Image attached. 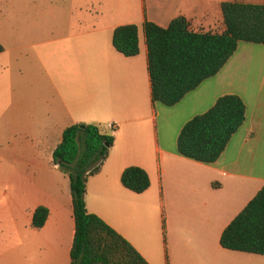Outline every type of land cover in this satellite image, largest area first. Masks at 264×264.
<instances>
[{"label":"crops","instance_id":"obj_1","mask_svg":"<svg viewBox=\"0 0 264 264\" xmlns=\"http://www.w3.org/2000/svg\"><path fill=\"white\" fill-rule=\"evenodd\" d=\"M226 2L264 5V0H141L138 13L128 7L103 21L83 15V33L56 41L54 63L67 90L50 84L45 100L18 104L24 144L13 151L16 197H0V264H72L70 178L54 164L53 154L66 128L103 119L102 133L115 142L101 171L87 182L89 213L148 264H264V255L231 251L220 242L264 188V45L241 42L215 76L174 106L152 98L145 21L166 28L185 17L194 32L222 33ZM132 24L139 29V54L126 57L113 46V34ZM226 95L244 101L246 120L222 156L213 164L181 156L183 127ZM111 124H117L115 133ZM0 157L8 151L1 150ZM129 167L149 175L151 186L142 194L121 183ZM39 207L49 215L42 228H34Z\"/></svg>","mask_w":264,"mask_h":264},{"label":"trees","instance_id":"obj_2","mask_svg":"<svg viewBox=\"0 0 264 264\" xmlns=\"http://www.w3.org/2000/svg\"><path fill=\"white\" fill-rule=\"evenodd\" d=\"M222 14L226 27L222 33L194 32L185 17L174 19L166 28L145 21L154 102L166 106L180 103L215 76L241 42L264 45V5L226 2L222 4ZM138 32L134 24L116 28L113 46L126 57L137 56ZM3 50L0 45V53ZM245 120L244 101L236 95L223 96L183 127L178 152L185 158L213 164ZM114 142V136L102 133L99 126L82 123L66 128L54 151V164L70 178L75 218L72 264H148L126 239L87 210V182L101 171ZM121 183L136 194L151 186L149 175L140 167L125 169ZM48 215L47 208H37L33 227L42 228ZM220 242L231 251L264 255V188L224 230Z\"/></svg>","mask_w":264,"mask_h":264},{"label":"rangeland","instance_id":"obj_3","mask_svg":"<svg viewBox=\"0 0 264 264\" xmlns=\"http://www.w3.org/2000/svg\"><path fill=\"white\" fill-rule=\"evenodd\" d=\"M140 2L0 0V45L4 47L0 53V151H8V157H0V197H16L13 151L24 144L19 102L45 100L51 94L47 93L50 84L63 93L67 90L54 63L60 46L56 41L83 33V15L97 21L112 19L128 7L138 13ZM83 4L88 5V12L83 13ZM106 120L97 123L101 130H106Z\"/></svg>","mask_w":264,"mask_h":264},{"label":"built area","instance_id":"obj_4","mask_svg":"<svg viewBox=\"0 0 264 264\" xmlns=\"http://www.w3.org/2000/svg\"><path fill=\"white\" fill-rule=\"evenodd\" d=\"M117 128H118L117 124H111L109 126V130H110L111 133H115L117 131Z\"/></svg>","mask_w":264,"mask_h":264}]
</instances>
